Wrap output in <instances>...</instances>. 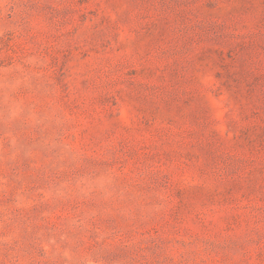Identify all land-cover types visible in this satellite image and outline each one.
<instances>
[{
	"label": "rangeland",
	"instance_id": "1",
	"mask_svg": "<svg viewBox=\"0 0 264 264\" xmlns=\"http://www.w3.org/2000/svg\"><path fill=\"white\" fill-rule=\"evenodd\" d=\"M0 264H264V0H0Z\"/></svg>",
	"mask_w": 264,
	"mask_h": 264
}]
</instances>
